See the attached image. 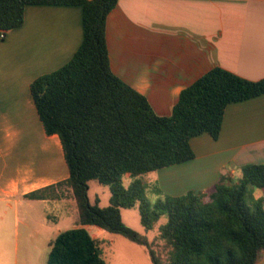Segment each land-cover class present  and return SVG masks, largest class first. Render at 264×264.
<instances>
[{"label":"crops","instance_id":"0c3cea01","mask_svg":"<svg viewBox=\"0 0 264 264\" xmlns=\"http://www.w3.org/2000/svg\"><path fill=\"white\" fill-rule=\"evenodd\" d=\"M82 38L81 8L64 5L26 6L23 24L0 38V264H46L50 242L79 226L67 227L76 208L69 193L26 196L68 178L30 85L65 65ZM106 47L114 76L166 117L181 91L214 67L264 78V0H117ZM190 146L192 160L158 170L176 197L210 190L222 172L234 177L245 165H264V94L229 104L218 138L204 133ZM255 264H264V253Z\"/></svg>","mask_w":264,"mask_h":264},{"label":"trees","instance_id":"16d2710c","mask_svg":"<svg viewBox=\"0 0 264 264\" xmlns=\"http://www.w3.org/2000/svg\"><path fill=\"white\" fill-rule=\"evenodd\" d=\"M117 0H0V32L23 24L28 5L79 6L83 38L60 69L30 85L47 136H57L68 178L37 190L32 200L61 199L63 189L75 202L78 227L49 244L46 264H105L99 242L85 226L120 235L144 247L151 264H255L264 253V198L247 201L250 188L264 189V165L248 164L235 179L222 173L207 191H188L144 201L140 176L194 158L190 140L219 136L225 108L264 94V78L250 81L220 67L210 69L181 91L171 114L157 116L145 97L110 70L106 18ZM123 176L133 179L128 188ZM91 181L109 187L107 207L88 198ZM139 202L146 232L160 217L158 238L164 260L143 236L122 223L121 209Z\"/></svg>","mask_w":264,"mask_h":264},{"label":"rangeland","instance_id":"374dc122","mask_svg":"<svg viewBox=\"0 0 264 264\" xmlns=\"http://www.w3.org/2000/svg\"><path fill=\"white\" fill-rule=\"evenodd\" d=\"M60 167L65 168L63 160L61 161ZM165 173L166 172L153 171L140 176L144 191L143 199L145 202L153 204L157 199H161L164 196L176 197L174 194L167 193L164 189L162 174ZM222 173L229 174V172ZM240 174V172H236L234 178L238 179ZM132 181L133 179L129 176H123L121 178V183L124 188H128ZM165 182H168V179ZM66 192L70 195V192L65 188L63 189L62 195L65 196ZM247 194V201L250 203L256 199L264 198V189L250 188ZM88 198L91 203L97 201L100 207H107L110 200L109 187L91 181L89 183ZM138 206L139 202L132 208L120 210L122 223L140 236L145 237L152 244L158 256L164 260L166 257V250L163 241H161L158 236L160 228L166 223V218L162 216L154 221L152 229L146 232L140 221ZM72 221L75 226L78 221L76 208L74 217L68 220V228L71 227ZM88 233L98 240L102 259L105 264H151L148 252L144 247L136 245L120 235L107 233L94 226L88 227Z\"/></svg>","mask_w":264,"mask_h":264},{"label":"built area","instance_id":"2783aa9c","mask_svg":"<svg viewBox=\"0 0 264 264\" xmlns=\"http://www.w3.org/2000/svg\"><path fill=\"white\" fill-rule=\"evenodd\" d=\"M4 37V33L0 32V38L2 39Z\"/></svg>","mask_w":264,"mask_h":264}]
</instances>
